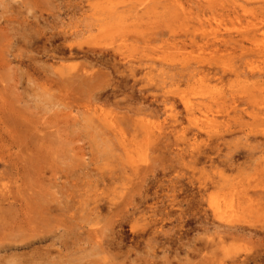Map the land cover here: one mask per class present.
Masks as SVG:
<instances>
[{
    "label": "rangeland",
    "instance_id": "374dc122",
    "mask_svg": "<svg viewBox=\"0 0 264 264\" xmlns=\"http://www.w3.org/2000/svg\"><path fill=\"white\" fill-rule=\"evenodd\" d=\"M21 1L0 0V37L5 38L0 39L3 55L0 72L8 77L2 75L4 82H0V93L17 110L23 109L26 117L29 116L30 125L34 123L28 133L41 136L43 131L39 133L35 126H41L40 122L44 120L46 126L53 119L54 124L64 128L58 137L44 135V141H47L44 143L53 144L40 153L42 159H46L37 162L41 173L32 177L42 184V191L48 187L51 195L48 197L43 191L42 199L50 201L51 206L58 205L59 219H63L58 227L50 226L47 235L40 231L44 238L38 240L37 236H31L26 225L19 224L21 214L18 210L13 214L7 212L12 215L11 221L0 227V264H264V54L257 53L264 51V0H178V6L171 0L154 3L153 0H147L150 3L146 0H142L143 3L109 0L117 6L120 18L116 17L114 23L109 22L107 34L101 36L96 34V25L98 19L105 20L102 6L107 4L106 0L99 3L101 6L94 9V14L93 10L87 9L88 1L85 0H30L33 7L28 0ZM253 30L256 35L248 41L245 34ZM119 31L121 33H117ZM71 42L73 55L75 53L80 59L58 60L60 51L69 54L65 48ZM79 44L84 51H74ZM86 45L105 48L102 50L108 53V58L106 56L98 65L95 61L98 54L86 52ZM117 46H120V55L112 53V48ZM110 53L116 58L115 67L110 65ZM182 55L189 58L182 61ZM118 58H122L120 63ZM81 59L89 62L85 66L79 61L87 69L94 66L93 72L100 74L97 89L71 91L61 87L62 97L60 87H50L49 81L61 78L58 70H62V64L64 67L72 63L80 65L78 60ZM132 74L136 78L131 77ZM84 92L83 101L81 94ZM95 92L101 96L99 101L92 98ZM71 93L81 100L68 95ZM185 104H190L194 111L191 117ZM80 105L87 106V113H90L81 114ZM94 106L105 111L107 120L112 118L122 129L120 132L127 143L130 141L131 149L134 145L140 148L137 153L130 150L133 161L124 153L117 139L118 131L104 125L100 130L92 124L95 139L92 127L86 131L87 120L95 116L91 112ZM62 108L65 112L58 110ZM3 114V118L5 115L12 117ZM83 115L85 117L81 119ZM205 115L215 118L217 132L208 135L203 131ZM71 118L74 119L69 120ZM74 121L79 123L78 126ZM65 124L69 125L63 126ZM11 125L7 120L1 124L0 134L5 128H13ZM69 126L74 128H67ZM76 127H80L78 131ZM96 130L99 137L101 133L107 137L101 134L103 140L97 138ZM110 132L115 135L114 143ZM64 136L68 137L67 143ZM96 138L102 143H95ZM105 140L110 145L105 144ZM63 142L65 147H62ZM68 143L71 144L69 147ZM110 147H116L115 152L112 150L115 158L110 154L111 150L107 151ZM19 148L12 147L7 151L8 146H0V186L10 185L9 191L16 194V186L21 183L23 186L19 189L27 197L31 196L28 201L34 203L37 200L33 196L38 188L29 184L31 181L22 173V166L38 150L30 148L32 153L24 148L20 162L16 154L17 157L11 155L9 159L8 154L19 153ZM64 150L67 153L65 161L60 159L59 153ZM12 162L18 165L13 166ZM17 169L18 175L15 174ZM105 174L110 175L109 179ZM128 174H131V180L126 178ZM104 175L105 180L99 178ZM19 176L22 180L18 178L14 182L13 178ZM125 182H129L130 189L132 182L135 184L131 189L133 193L129 195L126 191V205L122 201L120 206L121 199L116 201L115 205L123 206V210L118 208L121 211L117 210L116 215L111 216L113 213H109V208L112 205L107 196H112V190L116 187L118 190ZM106 190H110L111 195H107ZM5 195L13 197L0 188V211L8 208L2 200ZM94 200L99 202L98 216L92 210ZM216 204L220 213L210 209ZM99 205L103 206L100 208ZM96 229L100 230L99 245L94 246L96 239H93L92 231ZM31 240L36 242L29 247L23 246Z\"/></svg>",
    "mask_w": 264,
    "mask_h": 264
},
{
    "label": "bare ground",
    "instance_id": "6f19581e",
    "mask_svg": "<svg viewBox=\"0 0 264 264\" xmlns=\"http://www.w3.org/2000/svg\"><path fill=\"white\" fill-rule=\"evenodd\" d=\"M10 1V0H9ZM15 1H17V0H15ZM26 1V0H25ZM28 1H30V0H28ZM27 1V2H28ZM33 1H36V0H33ZM86 2H87V9L89 10V11H92L93 12V14L94 13H96L95 11L96 10H94V9H96V7L98 6V5H100V4H102V0H95V1H91V0H85ZM102 1V2H101ZM107 1V4H104V7L102 6V9L105 11L104 12V21L102 20V19H98L99 20V23L96 25V26H98L97 27V35L98 36H101L100 34H104V33H106V28L107 27H109V22H111V23H114L113 22V20L114 19H116V17H118V18H120V16H118L117 15V12H116V9H117V6L116 5H112L111 4V2L109 3V0H106ZM140 1V3L142 2V0H139ZM147 1V0H146ZM145 1V2H146ZM158 2L157 0H153V3L154 2ZM166 2H167V0H165ZM212 0H210V2H211ZM18 2H19V0H18ZM20 2L22 3V1L20 0ZM23 2H24V0H23ZM31 2V1H30ZM147 2H149V1H147ZM147 2H146V5L145 6H147ZM159 2H161V0L159 1ZM168 2H170V1H168ZM171 2L173 3V5L174 6H178L179 5V1L178 0H171ZM10 3V2H9ZM100 3V4H99ZM103 3H105V0H104V2ZM139 3V2H138ZM143 3V2H142ZM150 3V2H149ZM172 3H170V4H172ZM25 4H26V2H25ZM28 4V3H27ZM26 4V6H28ZM31 4V5H30ZM29 5L30 6H32L33 7V5H32V2L30 3ZM114 4V3H113ZM136 4V3H135ZM159 4V3H158ZM161 4V3H160ZM162 4H163V2H162ZM16 5H18V7H19V3H17ZM143 5V4H142ZM164 5V4H163ZM79 6V5H78ZM83 6V5H82ZM101 6V5H100ZM135 7L137 6V4L136 5H134ZM155 7H156V9L158 8V5H157V3H156V5H154ZM13 7V6H12ZM148 7H149V5H148ZM83 8V7H82ZM132 8V7H131ZM159 8H160V6H159ZM17 9V8H16ZM29 9V8H28ZM75 9V8H74ZM78 9V8H77ZM79 9H80V7H79ZM102 9H101V11H102ZM133 9H134V7H133ZM133 9H132V11H133ZM140 9V8H139ZM81 10V9H80ZM82 10H86V9H82ZM141 10H142V8H141ZM151 10V9H150ZM87 11V10H86ZM125 11H127V10H125ZM128 11H130V10H128ZM154 11V10H153ZM162 11H163V9H162ZM84 12V11H83ZM92 12H91V15H92ZM119 12V11H118ZM121 12V11H120ZM134 12V11H133ZM139 11L137 10V13H138ZM147 12H148V10H147ZM146 12V13H147ZM151 12H152V10H151ZM122 13V12H121ZM120 13V14H121ZM119 14V13H118ZM127 14V13H126ZM133 14V13H132ZM100 15V14H99ZM129 15V14H128ZM97 16V15H96ZM101 16V15H100ZM131 16V15H130ZM99 18V17H98ZM101 18V17H100ZM96 19V18H95ZM122 19V18H121ZM97 20V19H96ZM108 20V21H107ZM118 21H120V20H118ZM122 21V20H121ZM96 22V21H95ZM123 22H124V20H123ZM124 24V23H123ZM116 25H118L117 23H116ZM119 25H121V23H119ZM115 26V25H114ZM122 26V25H121ZM112 27V26H111ZM120 27V26H119ZM129 27V26H128ZM116 28V27H115ZM124 28V27H123ZM90 29V28H89ZM113 29H114V27H113ZM125 29V28H124ZM87 30V29H86ZM96 30V29H95ZM108 30V29H107ZM127 30V29H126ZM88 31V30H87ZM90 31V30H89ZM110 31H112L111 29H110ZM118 31V30H117ZM92 32V31H91ZM117 33H121V31H119V32H117ZM102 34V35H103ZM107 34V33H106ZM113 34V33H112ZM15 35V34H14ZM247 35V40L249 41V40H251V39H253L254 37H255V35H256V31L255 30H253V31H250V32H248V33H246L245 34V36ZM31 36V35H30ZM2 37V36H1ZM0 37V39H5V38H1ZM34 37H36V36H34ZM41 37V36H40ZM108 37V36H107ZM27 38V37H26ZM105 38V37H104ZM103 38V39H104ZM34 39H36V38H34ZM25 40V39H24ZM51 40V39H50ZM12 42V41H11ZM63 42V41H62ZM82 42V41H81ZM114 42V41H113ZM9 43V42H8ZM30 43V42H29ZM64 43V42H63ZM73 42H71V43H68L67 45H66V47L67 48H65V49H68L69 50V54L68 55H65V54H62V52L60 51V54H59V57H56V58H58V60H63L64 62H65V60H68V59H80L78 56H76V54L74 53V55H73V51L71 50L72 49V47H73V44H72ZM88 43V42H87ZM99 43V42H98ZM105 43V42H104ZM31 44V43H30ZM75 44V43H74ZM77 44V43H76ZM101 44V43H100ZM103 44V43H102ZM10 45V44H9ZM8 45V46H9ZM26 45V44H25ZM61 45V44H60ZM97 45H99V44H97ZM123 45V44H122ZM213 45V44H212ZM215 45V44H214ZM56 46H58V45H56ZM87 46V45H86ZM101 46V45H100ZM104 46V45H103ZM26 47V46H25ZM76 49H74V51L75 50H83L84 51V49H83V47L79 44V45H76ZM208 47V46H207ZM1 48V47H0ZM3 48V47H2ZM18 48H20V47H18ZM59 48H61V47H59ZM87 49H85V51L86 52H92V53H94L95 55L96 54H98V56H95V61L98 63V65H99V63H102L103 62V60L106 58V56H107V58H108V53H104L103 52V50H105V48H100V47H98V46H87L86 47ZM95 48L100 52H95ZM124 48V47H123ZM21 49V48H20ZM20 49H19V52H20ZM54 49H55V47H54ZM108 49V48H107ZM107 49H106V51H107ZM64 50V49H63ZM118 50H120V46H117V47H113L112 48V53L114 54V55H116V53L118 52ZM42 51V50H41ZM53 51H55V50H53ZM109 51V50H108ZM22 52V51H21ZM49 52V51H48ZM50 52H52V51H50ZM66 52H68V51H66ZM79 52V51H78ZM110 52V51H109ZM210 52H212L213 53V51L211 50ZM54 53H56V52H54ZM80 53V52H79ZM112 53H110L111 55V61H110V65L112 64V66L113 67H115L114 66V62H116V58H114L115 56L113 55L112 56ZM257 53H259V54H264V51H261V50H258V52ZM17 54V53H16ZM19 54V53H18ZM21 54V53H20ZM52 54V53H51ZM118 54L120 55V54H122V53H119L118 52ZM44 55V54H43ZM54 55H56V54H54ZM78 55V54H77ZM80 55V54H79ZM82 55V54H81ZM88 55V54H87ZM92 55V54H91ZM2 54H1V51H0V69H2V66H3V63H1V61H2ZM52 55H50V57H51ZM83 56H84V54H83ZM89 56V55H88ZM123 56V55H122ZM125 56V55H124ZM143 56H146V55H143ZM143 56L141 57V58H143ZM262 56V55H261ZM78 57V58H77ZM85 57H86V55H85ZM89 57H92V56H89ZM125 57H127V56H125ZM52 58H54L53 56H52ZM84 58V57H83ZM187 58H189V57H187V56H181V60L182 61H184V60H187ZM193 58V57H192ZM18 59V58H17ZM86 59H87V57H86ZM90 59V58H89ZM88 59V60H89ZM131 59V61L133 62L134 60L132 59V58H130ZM195 59V58H194ZM83 59H81V60H78V62L79 61H82ZM115 60V61H114ZM195 60H197V59H195ZM70 61V60H69ZM90 61V60H89ZM93 61H94V59H93ZM120 61H122V58H118V62L120 63ZM143 61V60H142ZM82 62H84L85 63V60L84 61H82ZM88 61H86V63H87ZM135 62V61H134ZM145 62H147V61H145ZM145 62H143V64H145ZM187 62V61H186ZM197 62V61H196ZM81 62H79V64H80ZM84 63L82 64H80V65H76V64H67V65H65V67H64V65L62 64L61 65V69L62 70H58L59 71V75L61 76V78L59 79L58 78V80L57 79H54L55 81H49L50 82V87H54L55 85L56 86H58V88H59V90H60V93H61V96L63 97V95H62V92H61V87L62 88H64V89H74L75 91H79V90H82V88H85V89H87V88H89V90L90 89H94V91H96V89H97V83H98V79H99V77H100V74L98 73V72H93V65H91L90 67H92V68H89V66H88V68L89 69H87L85 66H87L86 65V63H85V66H84ZM106 63H108V62H106ZM140 63V62H139ZM142 63V62H141ZM178 63V62H177ZM87 64H89V62L87 63ZM94 64V63H93ZM103 64H105V63H103ZM123 64V63H122ZM133 64V63H132ZM170 64V63H169ZM108 65H109V63H108ZM128 65V64H127ZM146 65V64H145ZM185 65V64H184ZM184 65H182V67L184 66ZM186 65H188V63H186ZM101 66H103V65H101ZM105 66V65H104ZM103 66V67H104ZM133 66H134V68H136L137 66L136 65H134L133 64ZM136 66V67H135ZM143 65H141V67H142ZM100 67V66H99ZM102 67V68H103ZM116 67H118V69H119V66L118 65H116ZM121 67H122V65H121ZM123 67H125V64L123 65ZM65 68V69H64ZM95 68H97V70L99 71L100 69L98 68V66L96 67L95 66ZM101 68V67H100ZM107 68V67H106ZM126 68H128V72H132V71H129V68L130 67H126ZM125 68V69H126ZM134 68H133V70H134ZM143 68H145V67H143ZM142 68V69H143ZM111 69H113L112 67H111ZM136 69H139V68H136ZM181 69V68H180ZM184 69V68H183ZM183 69H181V70H183ZM56 70V69H55ZM96 70V71H97ZM107 70H108V68H107ZM120 70H121V68H120ZM119 70V71H120ZM127 70V69H126ZM141 70V69H140ZM180 70V71H181ZM101 71V70H100ZM103 71V70H102ZM119 71H117V72H119ZM122 71V70H121ZM56 72V71H55ZM102 74H104L105 75V70L103 71V72H101ZM111 73V72H110ZM110 73L108 74V75H110ZM120 73V72H119ZM118 73V74H119ZM122 73V72H121ZM127 73V72H126ZM201 73V72H200ZM206 73V72H205ZM0 74H1V76H0V82L2 83V82H4V79H3V76H5V75H3L1 72H0ZM101 74V75H102ZM115 74H116V72H115ZM130 74V73H129ZM129 74H127L128 76H129ZM147 74V73H146ZM209 74V73H208ZM3 75V76H2ZM131 75V74H130ZM189 75V74H188ZM112 76V75H111ZM115 76V75H114ZM119 76H120V74H119ZM136 76V75H135ZM134 76V74H132V76L131 77H135ZM7 76H5V78H6ZM56 77H58L57 75L55 76V78ZM103 77V76H102ZM105 77V76H104ZM130 77V76H129ZM8 78V77H7ZM50 78V77H49ZM109 78H111V77H109ZM113 78L114 77H112L111 79L113 80ZM127 78V77H126ZM125 78V79H126ZM136 78V77H135ZM142 79V78H141ZM46 80V79H45ZM102 81H104L103 79H102ZM99 82H101L100 80H99ZM0 83V84H1ZM134 83V82H133ZM7 84V83H6ZM112 84V83H111ZM115 84V83H114ZM113 84V85H114ZM134 85V84H133ZM2 86H4V85H2ZM57 87H56V89H58ZM105 88V87H104ZM113 88H114V86H113ZM64 89H63V91H64ZM99 89V88H98ZM71 90V91H72ZM84 90V89H83ZM88 90V91H89ZM100 90V89H99ZM0 91H1V88H0ZM58 91V90H57ZM70 91V92H71ZM93 91V92H94ZM117 91V90H116ZM74 92V91H73ZM87 92V91H86ZM86 92H84V94H81L82 95V97L81 98H83V101H84V96H85V93ZM91 92V91H90ZM100 92V91H99ZM113 92V91H112ZM140 92V91H139ZM58 93V92H57ZM60 93H58V95H60ZM64 93V92H63ZM66 93V92H65ZM101 93V92H100ZM96 94V95H95ZM95 94L93 95V100H95V101H99L100 99H101V96L99 95V94H97L96 92H95ZM106 94V93H105ZM68 95H70V96H77V95H75L74 93H73V95H72V93L71 94H68ZM84 95V96H83ZM91 95V94H90ZM109 95V94H108ZM112 95V94H111ZM140 96H141V94H140ZM66 97H67V95H66ZM78 97V96H77ZM104 97H105V95H104ZM131 97V96H130ZM143 97H144V95H143ZM142 97V98H143ZM60 98V97H59ZM81 98H79L78 97V99H80L81 100ZM108 98H110V97H108ZM141 98V97H140ZM61 99V98H60ZM63 99V98H62ZM71 99H73L72 97H71ZM86 99V98H85ZM73 100H75V99H73ZM79 100V101H80ZM87 100H90V99H88L87 98ZM102 100H104V99H102ZM64 102V101H67V100H61L60 102ZM77 101V100H76ZM104 101H107V100H104ZM59 102V103H60ZM72 102V101H71ZM75 102V101H74ZM86 102V101H85ZM163 102V101H162ZM69 103V102H68ZM68 103H66V105L68 104ZM92 104H93V102H91ZM102 104H103V102H102ZM207 104H209V106H210V103L208 102ZM59 105V104H58ZM61 105H63L62 103H61ZM70 105V103L67 105V106H69ZM73 105V104H72ZM60 106V105H59ZM80 106H82V107H80L82 110L80 111V109H77V111L79 112H81V114H84V113H86V114H89L90 113V111H89V113H87V111L89 110L88 109V107L87 106H84V105H80ZM98 106V105H97ZM97 106H94V107H92L91 108V112L92 113H94V117L92 116L90 119H88L87 120V127H86V131L88 132V130H87V128H89V131H90V129H91V127H92V129H93V126H92V124L94 125V127H97V128H101L102 127V125H104V126H106V127H108V128H110V129H113L112 131H118L119 132V136H118V140H119V143H120V145H121V147L123 148V150H124V153L127 155V157L129 158V159H131V161H133V159H132V156L130 157V155H132V153L130 152V150H132L133 152H135V153H137L138 152V150L140 149L139 147H137L136 145H134V146H132V149H131V144H129L130 143V141H128L129 143H127V139H125L124 137H123V134L120 132L122 129H120V127L118 126V125H116L111 119L110 120H107V117H105V114H104V112L101 110V109H98V107ZM165 105H163V107H164ZM129 107V106H128ZM185 107H186V111H187V113H188V115H190V117L193 115V113H192V107H191V105L190 104H185ZM59 108V107H58ZM64 108H65V106H64ZM76 108H78V106H76ZM101 108L102 109H104L102 106H101ZM84 109H86V110H84ZM21 110V109H20ZM23 110V109H22ZM22 110L21 111H19V110H17V108L15 107V106H13V104L12 103H10L9 101H7V100H5L3 97H2V93H0V125L1 124H4V122L7 120L10 124L12 123V125H13V128H5L4 129V131H3V133L2 134H0V146L1 145H5V146H8V149H7V151H9L10 150V148H12V147H21V148H19V153H9L8 154V158L10 159V156L12 155V156H14L15 154L18 156H16L15 155V157H17V160L20 162V160L22 159V158H20V153H24L25 152V149H27V150H30V148H31V150L33 149L34 150V148L36 149V151H37V153H35L34 152V155L35 156H33V157H29L28 158V160L25 162L26 163V165H24V166H22V170H23V174H25L28 178H29V180L31 181V183H29V184H32L34 187H37L38 188V191L35 193V195L33 196V199L35 198L37 201L36 202H30L31 200H29L28 201V199H30V198H32L30 195V198L29 197H27V195L25 194L24 195V192H22L20 189H19V187H21V186H23L21 183L19 184V185H17L16 187H17V190H16V194H14L13 192L11 193L10 191H9V189H10V185H1L0 186V188H2L3 190H4V193L6 194V193H8V194H12V196L13 197H11V196H8V195H5L4 197H3V199L2 200H4V201H6V203H7V205H8V208L5 210V211H0L1 213H0V227L2 228V227H4L5 226V224H6V222L8 223L9 221H11V219H10V217H11V215L14 213V212H16L17 210H18V214H19V212H20V214H21V217H20V222H19V224H21V223H23L24 225H26L27 227H28V229L31 231V233H32V235L31 236H37V238H38V240H41V239H43L44 238V236H41L40 235V231H43L45 234H46V232H48L49 230L48 229H50V226H55L54 228H56V226L58 227L59 225H61L60 224V222H61V220L60 219H63V218H60L59 219V216H58V210H57V207H59L58 205H56L57 207H54L55 206V204L53 205L52 204V206H51V203H49V202H47L46 201V198H45V200L44 199H42L43 198V196L44 195H42V192L43 191H45L44 193L45 194H47L48 195V197H50L49 196V194L51 195V193H48V187H45V186H47L46 184H45V186L43 185V187H45V190H43L42 191V188H41V183L39 184V181H36V180H33L32 179V177L33 176H35V175H38V174H40L41 173V170H40V165H38L37 164V162L38 161H40V160H44L45 161V159H42L43 158V151L44 150H46L47 149V147H48V145H50L49 147L51 148V144H53L51 141V143H48V145L47 144H45V143H47V141L45 142L44 141V139H46V136H48V134H51L52 136H53V134L54 135H57V137H58V134L59 133H61V131L63 132V129H62V127H59L61 124H59V126H57L56 124H54L55 123V121H53V119H52V121L54 122H52L51 121V123H49V125L48 126H46L47 125V122H46V124H44V122H45V120L43 121V122H40L41 123V126H35V128H37V131L39 132V133H42V131H43V134L41 135V136H38V135H34V134H32V132L31 133H28L32 128V126H34V123L33 124H29V122L27 121V119H28V117H26V115H25V113H23L22 112ZM26 110V109H25ZM59 111L60 110H62V111H64L65 109H58ZM140 110V109H139ZM82 111H83V113H82ZM128 111H129V109H128ZM27 112V111H26ZM65 112V111H64ZM78 112H76L77 114H78ZM108 112H110V111H108ZM133 112V111H132ZM136 112V111H135ZM194 112V111H193ZM3 113H5V114H10L12 117L10 118V117H8L7 115H5L6 116V118H3L2 117V114ZM56 113V112H55ZM63 113V112H62ZM111 113V112H110ZM28 114V113H27ZM30 114V113H29ZM61 114V113H60ZM60 114H59V116H60ZM85 114V115H86ZM107 114V113H106ZM195 114V113H194ZM202 114V113H201ZM62 115V114H61ZM93 115V114H92ZM111 117H112V115L111 114H109ZM3 116H4V114H3ZM58 116V117H59ZM77 116H79V115H77ZM76 116V117H77ZM68 117V116H67ZM83 117H85L84 115L82 116V118L81 119H83ZM130 117V116H129ZM187 117V116H186ZM56 118V117H55ZM62 118H64L63 117V115H62ZM11 119V122L9 121ZM48 119V118H47ZM46 119V120H47ZM65 119V118H64ZM72 119H74V118H71V119H69V120H72ZM81 119H79V121H81ZM114 119H115V116H114ZM126 119H129V118H127L126 117ZM131 119V118H130ZM129 119V120H130ZM191 119V118H190ZM29 120V119H28ZM32 120H34V119H31V121ZM38 120V119H37ZM40 120V119H39ZM38 120V121H39ZM66 120V119H65ZM115 120H117V119H115ZM124 120V119H123ZM188 120V119H187ZM201 120V119H200ZM76 121H78V120H76ZM76 121H74L75 122V124H76ZM135 120H133V123H136V122H134ZM202 121H203V118H202ZM35 122H36V120H35ZM66 122H67V120H66ZM72 122V121H71ZM82 122V121H81ZM124 122H126V121H124ZM128 122V121H127ZM54 125H56V126H54ZM203 123H204V125L202 126V129H203V131L205 130V132L208 134L209 132H217L218 131V124H217V122L215 121V118L214 117H211V116H207V115H205V118H204V121H203ZM45 126H44V125ZM63 124H64V122H63ZM72 124V123H71ZM78 122H77V126H78ZM83 124V123H82ZM11 125V126H12ZM69 125V124H68ZM68 125H63V126H68ZM88 125H90V127H88ZM132 125V124H131ZM85 126H86V124H85ZM101 126V127H100ZM0 127H2V126H0ZM21 127H23V129L21 128ZM50 127H53L54 129V131H51V128ZM83 127H84V125H83ZM143 128H144V126H142ZM146 127V126H145ZM46 129V131L48 130V133L44 130V129ZM47 128H49V129H47ZM67 128H70V126L69 127H67ZM66 128V129H67ZM72 128H74V126L72 127L71 126V128L70 129H72ZM80 127H78V129H79ZM107 128V129H108ZM142 128V129H143ZM147 128V127H146ZM34 129V128H33ZM76 129H77V127H76ZM78 129H77V131H78ZM85 129V128H84ZM91 129V131H93V138L95 139V137H94V129L92 130ZM101 129H103V128H101ZM100 129V130H101ZM106 129V131H108ZM147 129H149V128H147ZM146 129V130H147ZM0 130H1V128H0ZM145 130V129H144ZM145 130V131H146ZM45 131V132H44ZM49 131H51L50 133H49ZM72 131V130H71ZM75 130L73 129V132H74ZM86 131H84V133L86 132ZM103 131V130H102ZM143 131V130H142ZM148 131V130H147ZM35 132H36V130H35ZM69 132V131H68ZM67 132V133H68ZM72 132V133H73ZM87 132H86V134H87ZM96 132H97V130H96ZM76 133V132H75ZM101 133V132H100ZM99 133V134H100ZM148 133H149V131H148ZM46 134V136H44ZM96 134V133H95ZM103 136L105 135V134H103V133H101ZM100 134V136L102 137V135ZM110 135H112L111 134V132L109 133ZM114 134V133H113ZM60 135V134H59ZM70 135V134H69ZM71 135H73V134H71ZM209 135V134H208ZM50 136V135H49ZM49 136L47 137V138H49ZM52 136H50V137H52ZM68 136V135H67ZM106 137H107V135H105ZM115 136V135H114ZM114 136L112 135L111 137H113V143L115 142V138H114ZM69 137V136H68ZM67 137V138H68ZM86 137H87V135H86ZM99 137V135H98V132H97V138ZM101 137H99L100 139H102ZM153 137V136H152ZM53 138H54V136H53ZM64 138H66L65 136H64ZM66 138V141H65V139H63L64 140V142L65 143H67V139ZM90 138H91V136H90ZM92 138V139H93ZM96 138V140H98V141H96L95 143H98V142H101V141H99V139H97ZM155 138V137H154ZM57 139H59V138H57ZM89 139V138H88ZM105 139V138H104ZM115 139V140H114ZM62 140V141H63ZM71 140V139H70ZM103 140V139H102ZM109 140V139H108ZM53 141H55V140H53ZM61 141V140H60ZM110 142H111V139L109 140ZM45 142V143H44ZM63 142V143H64ZM107 142V140H105L104 141V143L105 144H108V142ZM56 143V142H55ZM65 143H64V146L62 145V147H65ZM102 143V142H101ZM101 143H100V145L99 144H97V145H99V146H102L101 145ZM112 143V142H111ZM149 143V142H148ZM29 144V145H28ZM59 144V143H58ZM116 144V143H115ZM118 144V143H117ZM56 145V144H55ZM70 146L71 144H67V146ZM96 145V146H97ZM108 145H110V144H108ZM113 145V144H112ZM119 145V144H118ZM52 146H54V145H52ZM68 146V147H69ZM115 145H113V147H114ZM142 146H144V145H142ZM48 147V148H49ZM55 147V146H54ZM93 147H95V146H93ZM128 147V148H127ZM147 147V146H146ZM22 148L24 149L22 152H20L21 150H22ZM101 148V147H100ZM104 148V147H103ZM103 148H101V151H102V149ZM116 148V147H115ZM115 148L113 149L112 147H110V149L109 150H107L108 152L111 150V152H110V154H112L113 152H112V150L115 152ZM16 149V148H15ZM53 149V148H52ZM62 149V148H61ZM66 149H69V148H67L66 147ZM30 150V151H31ZM32 150V151H33ZM53 150H56V149H53ZM53 150H49V151H52L53 152ZM95 150H97V149H95ZM104 150V149H103ZM105 150H106V148H105ZM6 151V152H7ZM31 151V152H32ZM35 151V150H34ZM62 151V150H61ZM65 151V150H64ZM69 151H71L72 153H73V151L70 149ZM69 151H68V154H70L69 153ZM17 152V151H16ZM57 152H58V150H57ZM97 152H99V150H97ZM108 152H107V154H108ZM8 153V152H7ZM27 153H29V152H27ZM26 153V154H27ZM33 153V152H32ZM40 153H42V154H40ZM46 153V152H45ZM59 153H61V155H62V157L60 156V154H59V156H60V159H63L64 161H65V159H66V155H67V153H66V151L64 152V153H62V152H60L59 151ZM104 153V152H103ZM105 153H106V151H105ZM104 153V154H105ZM31 154V153H30ZM48 154H50V153H48ZM53 154V153H52ZM63 154H65V155H63ZM75 154V153H74ZM109 154V155H110ZM28 155V154H27ZM26 155V156H27ZM55 155V154H54ZM79 155V154H78ZM108 155V156H109ZM114 154H112V156H113ZM26 156H23L24 158L26 157ZM29 156V155H28ZM27 156V157H28ZM39 156V157H38ZM56 156V155H55ZM63 156H65V157H63ZM22 157V156H21ZM26 157V158H27ZM56 157H58V156H56ZM73 157V156H72ZM106 157H107V155H106ZM106 157H105V159H106ZM114 158H115V155L113 156ZM142 157H144V155L142 156ZM65 158V159H64ZM112 158V157H111ZM110 158V156H109V159H111ZM113 158V159H114ZM107 159H108V157H107ZM67 161V160H66ZM70 161V160H69ZM74 161V160H73ZM72 161V162H73ZM41 162V161H40ZM75 162V161H74ZM71 164V163H70ZM109 164V163H108ZM12 165L13 166H16V165H18V163H13L12 162ZM105 165V164H104ZM110 165V164H109ZM114 166V165H113ZM105 168V167H104ZM136 168V167H135ZM85 169V168H84ZM97 169V168H96ZM99 169H100V167H99ZM102 169H103V167H102ZM113 169H115V167L113 168ZM134 169V168H133ZM93 170V169H92ZM107 170H109V168L107 169ZM124 170V169H123ZM138 170V169H137ZM18 171H19V169H17L16 171H15V174L16 175H18L19 173H18ZM103 171V170H102ZM95 172V171H94ZM132 172V171H131ZM130 172V173H131ZM134 172H135V170H134ZM104 173V172H103ZM102 173V174H103ZM115 173V172H114ZM118 173V172H117ZM137 173H138V171H137ZM116 174V173H115ZM132 174V173H131ZM131 174H128L127 175V177L126 178H128L129 180H131L132 178H131ZM86 175V174H85ZM97 175V174H96ZM106 176H108V174H105ZM101 176V177H99V178H104V180H105V177L106 176ZM140 175V174H139ZM87 176V175H86ZM89 176V175H88ZM87 176V178H89ZM92 176V175H91ZM94 176V175H93ZM110 176V175H109ZM109 176H108V179H109ZM112 176V175H111ZM118 176V175H117ZM116 176V177H117ZM130 176V177H129ZM47 177H49V176H47ZM46 177V178H47ZM121 177V176H120ZM20 179V180H22V177L21 176H19V177H14L13 179V181L15 182L17 179ZM45 178V179H46ZM93 178V177H92ZM112 178V177H111ZM123 178V177H122ZM51 179V178H50ZM107 179V180H108ZM118 179H119V177H118ZM125 179V178H124ZM136 179H137V177H136ZM139 179V178H138ZM142 179V178H141ZM54 180V179H53ZM98 180V176H97V179H96V181ZM129 180H127V181H129ZM90 181V180H89ZM94 181H95V179H94ZM103 181V180H102ZM116 181L117 180H115L114 182L116 183ZM121 181V180H120ZM22 182H24V181H22ZM40 182H41V180H40ZM49 182V181H48ZM54 182V181H53ZM98 182H99V180H98ZM123 182V181H122ZM103 183H105V181H103ZM102 183V184H103ZM107 183H108V181H107ZM110 183V182H109ZM126 183V184H125ZM124 184H121L120 185V187H119V189L117 190L116 188H114V190H112V191H114V193L112 194V196H107V199H108V202H109V204L110 205H112V207H110L109 208V213L111 214V213H113V214H111V216L113 215V216H115L116 215V211L117 210H119L118 208H120V206H121V204H122V201H123V203L125 204V200H124V198L126 197V195H127V197H128V193L126 192V191H128L129 192V195H130V193H133V192H131V189L132 188H134V186H135V184H133V182H132V184L131 185H133V186H131L130 185V187H131V189L128 187V184H129V182H125ZM135 183V182H134ZM24 184V183H23ZM48 185H49V183H47ZM92 184V183H91ZM94 184H95V182H94ZM111 184V183H110ZM117 184V183H116ZM115 184V185H116ZM93 185V184H92ZM97 185V184H96ZM99 185V184H98ZM108 185V184H107ZM113 185H114V183H113ZM114 185V186H115ZM138 184L136 183V186H137ZM110 186V185H109ZM102 187V186H101ZM106 187H108V186H105V188ZM113 186H111V188H112ZM93 188V187H92ZM100 188V187H99ZM99 188H98V190H99ZM139 188H140V186H139ZM46 189H47V191H46ZM93 189H95V188H93ZM103 189H104V186H103ZM135 189H137V188H135ZM130 190V191H129ZM134 190V189H133ZM132 190V191H133ZM146 190V189H145ZM92 191V190H91ZM101 191H102V189H101ZM104 191V190H103ZM107 191V190H106ZM106 191L104 192V193H106ZM47 192V193H46ZM93 192V191H92ZM98 192V191H97ZM109 192H110V190H109ZM108 191H107V195H111V193H109ZM125 192L127 193V194H125ZM103 193V192H102ZM32 194H33V192H32ZM42 195V196H41ZM97 195V194H96ZM95 195V196H96ZM100 195V194H99ZM106 195V194H105ZM123 195H125V196H123ZM101 196V195H100ZM102 196H103V194H102ZM121 196H122V198H121ZM47 197V196H46ZM47 197V199H49ZM92 197V196H91ZM130 197V196H129ZM20 198V199H19ZM98 198H99V196H98ZM102 198V197H101ZM53 199V198H52ZM121 199V200H120ZM51 200V199H50ZM99 201H101L100 199H98ZM104 200H105V198H104ZM117 200H120V206H118V205H115V204H117ZM128 200V199H127ZM34 201V200H33ZM53 201V200H52ZM102 202V201H101ZM116 202V203H115ZM97 203H99L97 200H94V205H93V208H92V210L94 211V213H96V215L98 216L99 215V211H100V209H98V206H97ZM103 203V202H102ZM129 203V202H128ZM104 204V203H103ZM106 205V204H105ZM110 205H108V206H110ZM126 205V204H125ZM100 206V205H99ZM101 206H103V205H101ZM101 206H100V208H101ZM7 207V206H6ZM123 207V206H122ZM120 208V209H122L123 210V208ZM61 208H59V210H60ZM210 209L213 211V212H215V213H220V211H218V205L216 204V205H211L210 206ZM99 210V211H98ZM119 211H121V210H119ZM2 212H4V213H2ZM7 212H12V214L10 213V215H8V213ZM107 212V211H106ZM3 215H5L6 217H4ZM15 215H17V214H15ZM59 215H61V214H59ZM95 215V216H96ZM109 215V214H108ZM219 215H221V214H219ZM3 216V217H2ZM23 216H25V217H23ZM18 217V216H17ZM17 217H16V219H17ZM61 217V216H60ZM9 220V221H8ZM96 220H98V219H96ZM17 221H19V220H17ZM53 223V225H51ZM109 223V222H108ZM96 224V223H95ZM74 226V225H73ZM69 227H70V225H69ZM68 227V228H69ZM104 227V226H103ZM73 228V227H72ZM71 229V228H70ZM72 230H75V228L74 229H72ZM100 230H98V229H96V230H93L92 231V233L94 234V238L93 239H96V240H94V242L96 241V243H94V246H96L95 244H97L98 242H99V240H98V236H99V232ZM42 232V233H43ZM47 235V234H46ZM32 240H34V239H32ZM29 241L28 243H25L23 246H30V244L32 245V244H34L36 241ZM98 241V242H97ZM98 245H99V243H98ZM102 244H100V250L102 251V249H101V246ZM20 246V245H19ZM99 251V250H98ZM105 250H103V252H104Z\"/></svg>",
    "mask_w": 264,
    "mask_h": 264
}]
</instances>
